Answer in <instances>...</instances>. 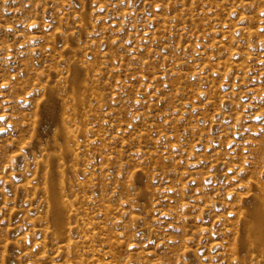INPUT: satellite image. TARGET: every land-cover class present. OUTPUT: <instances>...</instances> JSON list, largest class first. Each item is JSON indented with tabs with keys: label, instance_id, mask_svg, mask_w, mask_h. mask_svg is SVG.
<instances>
[{
	"label": "rangeland",
	"instance_id": "1",
	"mask_svg": "<svg viewBox=\"0 0 264 264\" xmlns=\"http://www.w3.org/2000/svg\"><path fill=\"white\" fill-rule=\"evenodd\" d=\"M256 196L264 0H0V264H264Z\"/></svg>",
	"mask_w": 264,
	"mask_h": 264
},
{
	"label": "bare ground",
	"instance_id": "2",
	"mask_svg": "<svg viewBox=\"0 0 264 264\" xmlns=\"http://www.w3.org/2000/svg\"><path fill=\"white\" fill-rule=\"evenodd\" d=\"M77 64V63H76ZM78 66V65H77ZM76 67V66H75ZM80 71V70H79ZM69 77V76H68ZM81 80V79H80ZM71 86L73 88V98L75 99V101L78 102V104L81 101V94L79 93L80 90V82H79V77L78 75L76 76L75 71L73 74L70 75V79H69ZM49 102V101H48ZM53 104V103H52ZM54 105V104H53ZM48 106V105H47ZM51 106V105H50ZM48 111H50V109H48ZM52 111V109H51ZM51 116V113H50ZM56 118V117H55ZM50 120V119H49ZM52 121V119L50 120ZM56 122V121H55ZM58 123H60L58 121ZM61 124V123H60ZM59 124H57L58 126ZM65 125V124H63ZM72 132V131H71ZM70 132V133H71ZM58 134H60V136H62V138H66L67 135L69 134V130L68 127L65 126H59L58 127ZM73 134V133H72ZM70 138V136H69ZM61 140V139H60ZM63 140V139H62ZM61 142V141H60ZM62 144V142H61ZM64 145V144H62ZM68 145V144H67ZM66 145V146H67ZM65 145L62 147V151H66L67 147ZM70 147V146H69ZM72 150V149H71ZM74 152V151H73ZM49 155V154H48ZM66 155V154H64ZM50 156V155H49ZM62 166V165H61ZM54 167V166H53ZM56 168H54L53 170H55ZM58 169V168H57ZM61 172V171H60ZM51 173V172H50ZM56 173V172H55ZM57 174V173H56ZM56 174L55 177H56ZM53 175V174H52ZM51 175V176H52ZM60 177V176H59ZM54 178V177H53ZM60 179V178H59ZM56 179H52L47 181L46 183V189L50 195V200H51V204H52V218L54 220V222L56 223V227L58 228V230L61 229L62 227V216H63V212H64V208H65V204H64V199L60 194V183L59 181H55ZM65 181V180H64ZM67 186V185H66ZM145 193V192H144ZM255 197V195H253ZM69 197V196H68ZM144 198V197H143ZM264 198V197H263ZM251 199V198H250ZM253 199V198H252ZM259 199L254 198L253 202H252V206H250V208L247 209L246 212V218H245V225L248 227V231H249V243L254 246L255 248H257L262 256L264 257V206L258 201ZM249 201V200H248ZM66 202V201H65ZM249 203V202H248ZM250 204V203H249ZM264 204V203H263ZM249 207V206H248ZM49 214V213H48ZM66 214V213H65ZM67 218V216H66ZM72 218V217H71ZM64 219V218H63ZM65 223V222H64ZM65 225V224H64ZM245 241V237L244 239H242ZM242 243V242H241ZM246 244V242H245ZM243 245V244H242ZM244 246V245H243ZM242 246V247H243ZM246 248V247H245ZM250 249V248H249ZM242 254V253H241Z\"/></svg>",
	"mask_w": 264,
	"mask_h": 264
}]
</instances>
